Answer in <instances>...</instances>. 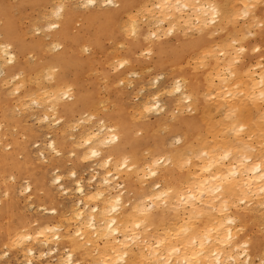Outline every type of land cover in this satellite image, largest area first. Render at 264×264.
Returning <instances> with one entry per match:
<instances>
[{
    "label": "bare ground",
    "instance_id": "1",
    "mask_svg": "<svg viewBox=\"0 0 264 264\" xmlns=\"http://www.w3.org/2000/svg\"><path fill=\"white\" fill-rule=\"evenodd\" d=\"M144 57L168 75L160 97L188 112L139 138L163 102L151 92L129 114L118 83ZM10 73L19 79L3 92ZM27 109L47 131L63 121L47 154L29 147L39 125L25 127ZM167 135L180 143L156 157ZM70 157L101 170L63 176ZM69 185L77 195L66 206L55 188L68 196ZM8 253L6 264H264V0H0V257Z\"/></svg>",
    "mask_w": 264,
    "mask_h": 264
},
{
    "label": "rangeland",
    "instance_id": "2",
    "mask_svg": "<svg viewBox=\"0 0 264 264\" xmlns=\"http://www.w3.org/2000/svg\"><path fill=\"white\" fill-rule=\"evenodd\" d=\"M243 20H244V22H243ZM242 20V18H238V21L239 22H236V24L238 25V26H242L243 25V23H246V19H243ZM241 23V24H240ZM243 28V27H242ZM44 31V30H43ZM41 33H42V30L40 31ZM40 32H38V31H36L35 33H40ZM45 32V31H44ZM38 34H34V35H38ZM167 40L168 41H170V42H173L174 41V37H173V35H169V37H167ZM87 54V52L86 53H83V55H86ZM143 54V53H142ZM144 56V55H143ZM148 57V56H147ZM147 57H144L141 61H138V62H134V63H131L128 67H129V70H128V72H130V73H128V74H126V77H125V80L127 81V79H128V82H126L125 83V80L124 81H121L120 82V84L118 83V86L121 88V90L124 92V98L122 99V103H124V107H125V109L128 111V113L129 114H131L132 113V115L134 114V116H136V111H137V105L139 104V102H138V99H140L141 98V96L143 97V95H149L150 96V93L152 92L153 94H155L157 91H158V89L160 88V86L161 85H165L166 84V81H167V79H168V75H167V73H162V72H154V71H152V69H151V66L152 65H150L151 64V61L147 58ZM146 65H147V67H146ZM146 68H145V67ZM149 66H150V68H149ZM140 67H144L145 69V71L143 70V72H141L142 71V69L141 70H139V68ZM147 69V70H146ZM130 70H133V71H130ZM139 72H140V74H139ZM133 73H134V75H133ZM136 73V74H135ZM3 75V74H2ZM10 75H13L15 78H18L19 79V76H17V74L16 75H14L13 73H10L9 75H8V77H9V79H8V77L6 78V83H4L3 84V87H2V90H3V92H9L10 90H12L13 89V84L14 83H16V81H18V79H14L13 78V76H12V81L10 80ZM127 75H129V77L127 76ZM140 75V76H139ZM151 75V76H150ZM159 75H161V77H159ZM149 76V77H148ZM156 77V79L158 78H161V79H159V81H158V79H157V82H156V84H155V82H154V84L152 85L151 83L153 82H150L151 80H152V77ZM128 77V78H127ZM148 78V80H150L149 82V85H151V86H149L148 85V82H146L147 80L146 79ZM14 79V80H13ZM8 80V81H7ZM10 80V81H9ZM99 80H102V78L101 79H99L98 78V86H97V89H98V91L101 93V94H103V90H102V84H103V81H99ZM129 80H131L130 81V83L131 84H129L128 86L126 85V84H128L129 83ZM8 82L9 83H11L10 85H9V87L11 88H9L8 87ZM13 82V83H12ZM100 82H102V84H100ZM124 82V83H123ZM143 82V83H142ZM147 84H146V83ZM144 83H145V85H144ZM169 83V82H168ZM124 86H123V85ZM99 85H101V87L99 86ZM142 85V86H141ZM148 85V86H147ZM4 86H6L5 87V89H4ZM142 88H144L145 87V89H142ZM137 87H139V89L141 88L142 90H143V93H139L138 91H137ZM146 88H148V90L146 89ZM156 88V89H155ZM158 88V89H157ZM8 89H10V90H8ZM140 89V92L142 91ZM101 90V91H100ZM136 91V94H132L131 92H133V91ZM14 91V90H13ZM130 91V92H129ZM135 91L133 92V93H135ZM155 91V92H154ZM139 94H138V93ZM149 93V94H148ZM151 93V95H152V97H156V95L159 93V92H157L156 93V95H154L153 96V94ZM130 94H131V96H130ZM13 95H16L15 93L13 94ZM159 95V97H160V94H158ZM162 96L160 97V99H159V97H158V99H159V101L160 102H163V104H161L163 107H165V108H163L162 107V109L159 111V113L157 114V113H155V112H151V113H145L146 115H145V117L143 116V118L141 119V121H142V123H144V126H140L139 127V129L136 131V134H135V136L136 137H142L143 135H144V133H145V131L147 130H150L151 132H154V131H156V132H162L163 131V128L165 129V125L168 127L171 123H173L174 122V118L172 117V116H174V115H176V114H179V111H181L182 113H187L188 112V109L185 107V105L183 104V109H178L176 106H175V104H174V97H175V95H172V94H170L169 95V93H165V94H161ZM100 96V95H99ZM101 97V96H100ZM103 98H105V97H103ZM149 98H151V96L149 97ZM107 99V100H106ZM105 100L106 101H104V105L103 104H100L101 105V107H104L105 108V111L106 112H110V111H112L113 110V108L115 107V105H114V102H113V100L112 99H108V98H106ZM115 101V100H114ZM140 101V100H139ZM105 102H106V105H105ZM109 103H111V107H110V104ZM137 103V104H136ZM108 104V105H107ZM103 105V106H102ZM136 105V109H135V106ZM33 107L35 108V106L33 105ZM113 107V108H112ZM16 109V111L14 110V112H17L16 114H18V113H20V112H22L23 111V109H22V111L20 110V111H17V110H19V109H17V108H15ZM25 109V108H24ZM109 109V110H108ZM185 109V110H184ZM134 110H135V112H134ZM175 110V111H174ZM25 112L24 113H21L22 114V118L24 117L25 119H26V126L25 127H30V128H35V127H37L38 125V127L39 128H44V124H45V122H42V121H39V123L40 124H38L36 121H34V119H35V117H33V118H30L31 116H30V110H24ZM130 111H131V113H130ZM133 111V112H132ZM35 112V114H37V115H41L42 116V112L40 111V110H37V109H34L33 111H32V113H34ZM38 112V113H37ZM161 112H162V114H161ZM172 114V115H171ZM20 115V114H19ZM156 115H158V116H156ZM217 115H221L220 113H219V111H217L216 113H215V117H217ZM26 116H30V117H26ZM80 116V115H79ZM79 116H75V118H78ZM102 116H103V114L102 113H98V115H96V117L95 118H97V119H99V118H102ZM146 116H147V118H146ZM165 116V117H164ZM169 116V117H168ZM218 116V117H219ZM162 117H164V118H162ZM51 118V120H52V117H50ZM81 118V117H80ZM80 118H79V120L77 121V119H75V121H76V123H74V124H77V125H72L71 124V126H73V127H71V132L72 133H75V131H77L76 129H77V127L79 126L78 125V123L80 124V125H83V123L81 124V122H79L80 121ZM84 118V117H83ZM145 118V119H144ZM166 118L167 119H169V121L167 120V122H166ZM54 119V118H53ZM163 119H165V121L163 120ZM38 120H40V119H37V121ZM172 120V121H171ZM82 121V120H81ZM160 121V122H159ZM29 122L31 123V126L29 125ZM38 124L37 126L36 125H34V124ZM44 123V124H43ZM62 123H63V121L61 122V124H59L60 126L62 125ZM141 123V124H142ZM162 123H163V125H162ZM54 124V123H53ZM52 124V125H53ZM58 124V123H57ZM165 124V125H164ZM41 125H43V126H41ZM58 125V126H59ZM162 125V127L160 128V126ZM41 126V127H40ZM54 126V128H56V129H58L59 127L58 126H56V124H54L53 125ZM75 126H77L76 128H75ZM164 126V127H163ZM37 127V128H38ZM166 127V128H167ZM38 128V130H36V129H34V132L36 133L35 135H36V137H34V138H32L30 141H29V144H33V146L31 145V146H29L30 147V149L33 151V155L34 156H36V157H38V155L41 153V152H38L39 151V149L37 150V148H39L40 146H41V148L43 149V153H46V152H44V150H46L47 148H43L44 147V145H45V143H46V140L49 138V136H51V137H53L54 139H57V137H58V135H59V131L58 130H56V129H52V127L51 128H49L50 130L52 129V130H54V132L55 133H48V132H51V131H47V130H45V128L44 129H39ZM74 128V129H73ZM140 128H144V130L142 129L141 131H140ZM154 128V129H153ZM69 129V128H68ZM56 130V131H55ZM162 130V131H161ZM41 131V132H40ZM66 131H67V128H66ZM70 131H69V133H71ZM139 132V133H138ZM42 133H45L46 135L44 136ZM41 134H42V137L40 138V136H41ZM44 136V137H43ZM47 136H48V138H47ZM171 137V138H170ZM173 139H172V135H167L166 137H165V139H164V142H165V147H164V150L163 151H165V150H167L166 152H163V151H160L158 154H157V156L156 157H160V156H164V155H169L170 154V152H171V150L173 149V148H175L176 146H178L179 145V141H177V136H175V135H173ZM44 138H45V140H44ZM168 139H170V140H172V141H169ZM34 140H35V142H34ZM39 141V142H38ZM44 142V144H43V146H42V144H41V142ZM152 141L153 140H151V139H148V140H145L142 144H141V146L139 147V148H142L143 150L141 151V153L143 152V151H145V149H148L149 150V148H151L152 147ZM34 142V143H33ZM36 142H38V144L36 143ZM172 144H170V143ZM36 143V144H35ZM168 143H169V145H168ZM38 145V146H36V148H34V146L35 145ZM40 144V145H39ZM70 144V143H69ZM175 144V145H174ZM71 148V147H70ZM70 148H67V151L70 149ZM169 148H171V149H169ZM169 149V150H168ZM36 151V153H35V151ZM41 150V149H40ZM47 151V150H46ZM66 151V152H67ZM48 152H49V150H48ZM167 152H169V153H167ZM37 153H38V155H37ZM146 153V152H145ZM144 153V154H145ZM161 153V154H160ZM47 154V153H46ZM68 155V154H67ZM166 155V156H167ZM144 156V155H143ZM72 157H70V158H67V159H69L68 161H67V164L68 165H66V168L61 172V174H63V176H64V172H68L71 168L73 169V170H75V172H76V174L77 175H80L81 177H83V178H86V177H89L90 176V174L92 175V174H94L92 171H91V167H93L94 169H96V171L97 172H100V168H98L97 166H95V165H93V163H91V164H86L85 166H84V168L82 169V168H79L78 166H75L74 165V163L70 160ZM164 164V163H163ZM48 165V172H49V174H50V172H51V168L54 166V165H52V164H50V163H48L47 164ZM91 166V167H89L90 168V170H89V168H87L88 166ZM161 166V164H159V167ZM96 167V168H95ZM70 168V169H69ZM84 169L86 170L85 172H82V171H84ZM66 170H68V171H66ZM59 171H60V168H59ZM53 172V171H52ZM52 172H51V174H52ZM89 172H91L90 174H89ZM87 173H88V175H87ZM62 176V178H63V181H64V183H66L67 184V182H68V180H69V178L65 175V177H63ZM67 177V178H66ZM120 180V179H119ZM150 181V180H149ZM70 184V183H69ZM94 184L92 183V182H90L89 183V186H93ZM71 186L73 187V185H72V183H71ZM70 185H69V188H70V192L72 193H70V195H69V193H68V196H67V194L66 193H64L63 191H61L62 190V188L60 189V188H55V191H56V193L58 192L59 194V196H60V198L62 199V201H64L65 202V204L64 205H68V202H69V200L70 199H72V200H75V198H76V196H74V195H77V194H75V193H73V190L71 189L72 187H71ZM59 189H60V191L63 193V194H65V195H63L62 193H60L59 192ZM66 190V189H65ZM67 190H69V189H67ZM25 194V193H24ZM62 194V195H61ZM23 195V194H22ZM74 196V197H73ZM74 198V199H73ZM51 206V205H50ZM29 207H31L30 209L32 210V211H35V212H38V213H40V214H42V210H36V207L34 206V205H29ZM34 210H33V209ZM31 211V212H32ZM33 213V212H32ZM4 256H6V257H4ZM9 257H10V255H9V253H8V255H3L2 257H0V264H6L7 263V260L9 259ZM51 262H55L54 261V259H49ZM35 261V263H38V262H40V260H38V261H36V260H34ZM42 261V260H41ZM9 264V263H8ZM11 264V263H10Z\"/></svg>",
    "mask_w": 264,
    "mask_h": 264
}]
</instances>
